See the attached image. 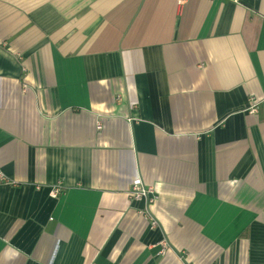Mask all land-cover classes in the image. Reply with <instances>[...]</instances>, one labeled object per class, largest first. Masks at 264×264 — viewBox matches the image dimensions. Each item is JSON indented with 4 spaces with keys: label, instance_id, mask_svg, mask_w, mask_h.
<instances>
[{
    "label": "crops",
    "instance_id": "obj_1",
    "mask_svg": "<svg viewBox=\"0 0 264 264\" xmlns=\"http://www.w3.org/2000/svg\"><path fill=\"white\" fill-rule=\"evenodd\" d=\"M179 1L0 0V264H264V0Z\"/></svg>",
    "mask_w": 264,
    "mask_h": 264
},
{
    "label": "built area",
    "instance_id": "obj_2",
    "mask_svg": "<svg viewBox=\"0 0 264 264\" xmlns=\"http://www.w3.org/2000/svg\"><path fill=\"white\" fill-rule=\"evenodd\" d=\"M183 1H179L178 0V5H182ZM253 112H255V110H253ZM5 181V178L3 177V175H0V182ZM60 190L59 189H54L53 190V197H57L59 194ZM129 193L131 194V196L135 199V200H147L150 204L155 203L158 200V197L155 195L156 191L154 189V187H146L143 186L141 182L136 181Z\"/></svg>",
    "mask_w": 264,
    "mask_h": 264
}]
</instances>
